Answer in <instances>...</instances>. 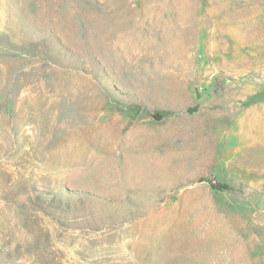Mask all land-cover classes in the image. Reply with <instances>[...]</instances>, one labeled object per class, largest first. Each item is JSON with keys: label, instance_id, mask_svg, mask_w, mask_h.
<instances>
[{"label": "rangeland", "instance_id": "374dc122", "mask_svg": "<svg viewBox=\"0 0 264 264\" xmlns=\"http://www.w3.org/2000/svg\"><path fill=\"white\" fill-rule=\"evenodd\" d=\"M0 264H264V0H0Z\"/></svg>", "mask_w": 264, "mask_h": 264}]
</instances>
